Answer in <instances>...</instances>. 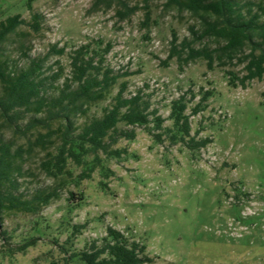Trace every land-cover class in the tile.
Instances as JSON below:
<instances>
[{
	"label": "rangeland",
	"instance_id": "obj_1",
	"mask_svg": "<svg viewBox=\"0 0 264 264\" xmlns=\"http://www.w3.org/2000/svg\"><path fill=\"white\" fill-rule=\"evenodd\" d=\"M233 1L246 15L264 3ZM15 15L25 23L0 44V67L14 75L34 67L33 78L47 100L77 87L71 63L82 48L93 65L120 76L104 100L84 114L71 112L75 131L102 117L125 83V96L141 92L164 128L173 125L172 101L186 96L191 135L211 142L192 151L173 144L168 134L157 142L136 127L134 140L119 139L113 146L124 150L120 158L102 155L114 175L105 179L97 169L78 183L81 167L71 163L65 179L50 178L42 169L48 149H28V140L46 129L16 134L0 118V140L10 142L13 151L25 150L17 183L7 189L26 199L39 190L60 193L37 214L2 212L0 264H82L70 256L94 241L101 244L109 226L145 245L153 259L149 264H264V79L244 86L236 80L234 87L228 73L246 74L241 60L249 47L233 59L219 60L216 53L212 69L204 58L186 62L188 45L213 50L222 43L199 38L192 29H203L201 18L166 0H0V24ZM4 86L0 76V96ZM207 93L204 108L194 115ZM46 116L22 110L20 125ZM76 225L84 228L76 232ZM33 239L35 245L19 251Z\"/></svg>",
	"mask_w": 264,
	"mask_h": 264
},
{
	"label": "trees",
	"instance_id": "obj_2",
	"mask_svg": "<svg viewBox=\"0 0 264 264\" xmlns=\"http://www.w3.org/2000/svg\"><path fill=\"white\" fill-rule=\"evenodd\" d=\"M166 1L168 6H176L201 18L203 29L199 33L192 29L199 38L215 37L222 43L213 50H198L188 45L189 54L186 62L204 58L208 62V67L212 69L216 53L219 60L224 56L233 59L249 47L250 52L244 54L241 60L247 63L246 74L238 78L232 72H228L231 75L230 85L237 86L236 80L244 86L246 82L264 79V3L254 4L256 8H250L249 14L246 15L241 11L239 3L233 0ZM24 23L20 15L11 16L1 22L0 44ZM32 26L35 30L39 29L38 15L33 16ZM176 41L175 37L173 43ZM83 49L77 52L71 63L72 82L76 83L77 87L71 89V86H67L59 95L48 100L41 95V82H36L33 78L34 67L18 75L6 74L0 67V76L5 85V92L0 96V118L5 126L13 128L16 134L21 132L26 135L36 128L47 130L45 133H39L34 140L29 139L27 147L29 150L36 146L48 149L42 162V169L50 178L65 179V175L70 173L68 167L72 163L82 168L77 178L78 183L91 179L97 169L105 179H108L114 172L104 165L102 155L120 158L124 150L114 149L113 146L119 139L134 140L136 127L146 129L157 142H161L162 136L168 134L173 144L182 143L192 151L200 150L211 142L209 138L196 140L191 135L190 118L186 113L188 109L186 96L172 101L169 119L173 125L171 128H164V119L158 115V110H150L151 104L141 92L130 97L125 96L127 88L125 83L102 117L93 118L84 124L80 131H75L71 112L76 110L84 114L91 105L104 100L120 78L112 69L104 70L101 66L93 65L92 59L85 58ZM109 50L110 47L106 52ZM34 65L36 67L35 63ZM209 95L207 93L193 108L194 115L204 108ZM32 108L36 113H46L47 116L34 118L25 126H21V111H30ZM56 122L59 127L54 129L53 124ZM119 124L132 128L119 129ZM154 131L162 133L153 134ZM48 145L53 149L47 148ZM12 149L10 142L0 140V216L4 210L37 214L53 200L59 199L60 193L58 189L39 190L31 198L26 199L7 189V185L15 186L17 183L18 179L15 176L22 172L18 159L23 157L25 151L24 147H18L14 151ZM62 183L65 181L62 180ZM83 228L82 225L74 226L76 232ZM35 243L36 239H33L21 246L19 251L22 252ZM146 250L145 245L130 240L123 232L109 226L101 244L94 241L83 251L73 253L70 259L75 258L82 264H149L153 259Z\"/></svg>",
	"mask_w": 264,
	"mask_h": 264
}]
</instances>
